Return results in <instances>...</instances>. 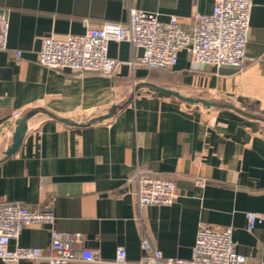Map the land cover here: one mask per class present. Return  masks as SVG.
<instances>
[{
  "label": "crops",
  "instance_id": "crops-1",
  "mask_svg": "<svg viewBox=\"0 0 264 264\" xmlns=\"http://www.w3.org/2000/svg\"><path fill=\"white\" fill-rule=\"evenodd\" d=\"M213 6L214 0H0L9 20L8 48L0 50V201L46 206L54 215L52 224L27 226L10 242L12 249H42L40 259L19 264H49L52 230L79 234L97 252L94 261L69 264H132L143 254L142 229L166 257L189 258L201 221L232 227L237 252L264 260V221L249 231L246 216L264 212V0H253L242 70L194 66L186 51L172 67L140 66L133 62L142 49L115 40L108 55L122 63L112 75L38 62L45 37L126 24L132 8L163 21L176 15L192 30L196 15ZM160 87L235 108L188 103ZM34 109L21 145L7 156L18 120ZM136 169L172 180L175 202L140 208L136 183L127 182ZM120 247L125 263L117 261Z\"/></svg>",
  "mask_w": 264,
  "mask_h": 264
},
{
  "label": "built area",
  "instance_id": "built-area-1",
  "mask_svg": "<svg viewBox=\"0 0 264 264\" xmlns=\"http://www.w3.org/2000/svg\"><path fill=\"white\" fill-rule=\"evenodd\" d=\"M253 0H214L210 14L196 15V26L186 29L176 15L163 21L156 12L132 8L126 24L106 22L88 28L83 34L63 37L48 36L43 39L38 55L42 66L63 71L100 72L112 75L122 61L108 55L111 40L129 42L143 51L133 62L150 68L174 66L181 51L189 54L194 66H233L244 69L248 64L250 14ZM9 20L0 11V50L8 48ZM18 57L22 56L16 50ZM20 118L15 112L14 121ZM127 182H135L139 207L145 205H171L178 197L175 183L167 178L136 169ZM247 229L252 231L258 222L264 221V212H247ZM54 215L48 207H34L21 201H0V259L6 264H19L22 259H40V247L17 246L10 242L18 239L22 230L30 225L52 224ZM82 236L65 231L52 230L49 264H69L80 257L84 261L97 259V252L83 245ZM140 259L132 264H264L263 259L251 260L236 250L233 228L201 221L192 253L189 258L166 257L155 248L145 229H142ZM126 250L118 249L117 261L126 262Z\"/></svg>",
  "mask_w": 264,
  "mask_h": 264
},
{
  "label": "water",
  "instance_id": "water-1",
  "mask_svg": "<svg viewBox=\"0 0 264 264\" xmlns=\"http://www.w3.org/2000/svg\"><path fill=\"white\" fill-rule=\"evenodd\" d=\"M161 91L166 92L168 94H172L175 95L181 99H183L184 101L188 102V103H192V104H196V103H201L204 106L210 107V106H226V107H231V108H235L233 105L230 104H220L214 101H210V100H206L203 98H196V97H191V96H185L182 95L181 93H179L178 91H174V90H170V89H166L163 87L159 88ZM240 101H245L244 99H240ZM37 110L34 109L32 111H28L27 113H25L19 120H18V124L16 126V129L13 133V139H12V143L10 145V147L7 149L6 151V155L10 156L12 155L14 152L17 151V149L19 148V146L21 145L23 136L26 132V126H27V120L36 112ZM112 115V111L106 115V116H102V117H98L96 119H92V121L95 120H103L105 118H108ZM64 122L66 123H73V121L67 120V119H62Z\"/></svg>",
  "mask_w": 264,
  "mask_h": 264
}]
</instances>
